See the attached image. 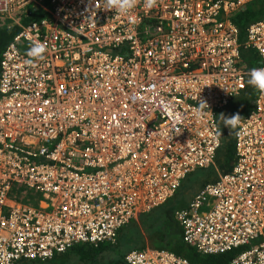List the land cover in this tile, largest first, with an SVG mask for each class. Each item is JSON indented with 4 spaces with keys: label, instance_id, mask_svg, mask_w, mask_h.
<instances>
[{
    "label": "built area",
    "instance_id": "1",
    "mask_svg": "<svg viewBox=\"0 0 264 264\" xmlns=\"http://www.w3.org/2000/svg\"><path fill=\"white\" fill-rule=\"evenodd\" d=\"M40 1L0 0V27H18L0 52V264L113 243L185 174L213 167L216 111L249 72L230 18L252 0H138L124 15L103 0H48L30 19ZM244 32L264 67V15ZM35 41L46 51L27 65ZM241 118L230 169L173 218L197 252L245 246L227 264H264V94ZM120 264L190 263L145 246Z\"/></svg>",
    "mask_w": 264,
    "mask_h": 264
},
{
    "label": "trees",
    "instance_id": "2",
    "mask_svg": "<svg viewBox=\"0 0 264 264\" xmlns=\"http://www.w3.org/2000/svg\"><path fill=\"white\" fill-rule=\"evenodd\" d=\"M47 13L48 0H41L37 8L30 13L29 18L34 19ZM263 15L264 0H252L249 4H244L236 10L230 18V21L237 29V41L240 45L239 58L241 67L245 71H249L258 65V57L253 50L242 47L245 34L244 29L248 23ZM17 30L18 27L16 26L8 28L0 27V52ZM247 80L248 75L245 74L243 89L220 109L224 110L232 103L237 108V113L241 117L250 110L255 89L247 84ZM216 115L215 124L219 135V144L216 150H221L222 152L221 162L219 165H216L214 162V166L205 168L206 170L203 174L195 175L197 170L200 169H195L190 174H185L176 190L181 186L183 181L190 177H197L199 181L192 188H188L180 200L178 197H175V190L169 200L160 206L152 208L146 213L137 216L135 220L131 219L122 225L118 229L113 243L103 242L96 245L79 243L72 245L63 253L54 254L51 258L44 261L27 260L19 261L17 264H120L123 255L127 251L140 249L145 246L166 249L174 255L187 260L190 264H227L232 255L244 249L245 246H239L236 249L222 253L201 254L182 241L180 227L173 218V211L185 206L190 200L189 197L191 198L197 192L196 190L210 181L213 182L216 179L217 173L227 172L231 167L233 162V130L225 129L220 118Z\"/></svg>",
    "mask_w": 264,
    "mask_h": 264
},
{
    "label": "clouds",
    "instance_id": "3",
    "mask_svg": "<svg viewBox=\"0 0 264 264\" xmlns=\"http://www.w3.org/2000/svg\"><path fill=\"white\" fill-rule=\"evenodd\" d=\"M137 3L138 0H103V9L107 11L115 10L118 14L124 15L133 9ZM156 3L157 0H145V5L148 8H152L156 5ZM45 51L46 45L39 41H35L27 52L29 59L25 60L24 63L31 65L35 60L43 59V53ZM247 75V84L259 93L264 94V67L252 68L249 70ZM204 109H207L208 111L204 112ZM197 112L202 115L212 116L207 102L203 99L198 100ZM219 118L224 127L229 130H235L240 125L242 120L239 113H234L229 117H226L223 113H221Z\"/></svg>",
    "mask_w": 264,
    "mask_h": 264
},
{
    "label": "rangeland",
    "instance_id": "4",
    "mask_svg": "<svg viewBox=\"0 0 264 264\" xmlns=\"http://www.w3.org/2000/svg\"><path fill=\"white\" fill-rule=\"evenodd\" d=\"M250 2L246 3V4H249ZM245 4V5H246ZM238 110L237 108L232 104L230 103L224 110L223 109H220V110H217L216 113L217 115L216 116H220L221 113H223L226 117H229L231 116L232 114L234 113H237ZM225 129L229 130L228 128L224 127ZM216 154L213 156L212 160H213V163L215 162L216 165H219V163L221 162V150H216L215 152ZM204 171L203 170H197V173H200L202 174ZM195 180V181H193ZM199 181V179L197 177H190L188 179H186L185 181L182 182L181 186L176 190V196L175 197H178V199L180 200L181 199V196L183 195V193L188 189V188H192L197 182ZM27 196H30L33 200H35L36 198H38V194L36 193H31V194H28ZM182 205V204H181ZM262 238L261 237H257L255 238L254 240H251L250 241V244H256L258 243Z\"/></svg>",
    "mask_w": 264,
    "mask_h": 264
},
{
    "label": "crops",
    "instance_id": "5",
    "mask_svg": "<svg viewBox=\"0 0 264 264\" xmlns=\"http://www.w3.org/2000/svg\"><path fill=\"white\" fill-rule=\"evenodd\" d=\"M206 168H207V167H206ZM196 169H200V170H203V171L206 170L205 168H196ZM194 170H195V169H194ZM192 171H193V170H192ZM192 171H191V172H192ZM203 173H204V172H203ZM203 173H202V174H203ZM187 174H188V173H187ZM189 174H190V172H189ZM198 174H200V173H197V172H196L195 175H198ZM180 182H181V181H180ZM210 182H211V181H210ZM199 189H200V188H199ZM199 189H198V190H199ZM198 190H196V191H198ZM189 199H191V198L189 197ZM167 200H169V198H168ZM167 200H166V201H167ZM166 201H165V202H166ZM188 202H189V201H188ZM188 202H187V203H188ZM162 204H163V203H162ZM186 205H187V204H186ZM186 205H185V206H186ZM159 206H160V205H159ZM156 207H157V206H156ZM183 207H184V206L179 207V208H177V209H180V208H183ZM154 208H155V207H154ZM175 210H176V209H175ZM144 213H146V212H144ZM144 213H140V214H138L137 216H140V215H142V214H144ZM137 216L135 217V219L137 218ZM135 219H134V220H135Z\"/></svg>",
    "mask_w": 264,
    "mask_h": 264
},
{
    "label": "bare ground",
    "instance_id": "6",
    "mask_svg": "<svg viewBox=\"0 0 264 264\" xmlns=\"http://www.w3.org/2000/svg\"><path fill=\"white\" fill-rule=\"evenodd\" d=\"M182 179H183V178H182ZM182 179H181V180H182ZM181 180H180V181H181Z\"/></svg>",
    "mask_w": 264,
    "mask_h": 264
}]
</instances>
